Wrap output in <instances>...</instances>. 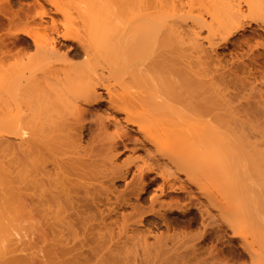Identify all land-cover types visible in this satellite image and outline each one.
<instances>
[{
    "label": "bare ground",
    "instance_id": "obj_1",
    "mask_svg": "<svg viewBox=\"0 0 264 264\" xmlns=\"http://www.w3.org/2000/svg\"><path fill=\"white\" fill-rule=\"evenodd\" d=\"M24 1L0 0V264H264V139L248 141L225 94L264 76V0H207L204 15L194 0ZM229 45L250 63L223 65ZM191 143L228 150L197 154L202 182L177 169ZM247 161L260 192L239 178ZM175 214L193 234L185 219L170 230Z\"/></svg>",
    "mask_w": 264,
    "mask_h": 264
},
{
    "label": "rangeland",
    "instance_id": "obj_2",
    "mask_svg": "<svg viewBox=\"0 0 264 264\" xmlns=\"http://www.w3.org/2000/svg\"><path fill=\"white\" fill-rule=\"evenodd\" d=\"M28 1L26 0L24 2H28ZM206 2L208 3L207 0H194L195 6L192 9V12L191 13L192 14L201 13V14L204 15L205 11L208 10L207 6H205V5H207ZM164 4H166V3H164ZM197 4H198V6H197ZM199 4L201 5V8H199ZM187 10H188L187 8H185V9H178V8L171 9V8H166L163 11H161V17L162 18H164V16L165 17H169L168 14H170V15L171 14H174L173 16H174V18H176L178 15H181L183 13H186ZM73 16L75 17L76 14H74ZM203 17H204V19H206L207 22L210 21L208 17H206V16H203ZM190 27H191V24H190V22H188L187 25H182L181 26V30L188 32V28H190ZM252 27L253 28H256V26L254 24H251V28ZM247 30H246V32L243 33L244 35H249V29H247ZM207 35H208V32L207 31L204 30V31L201 32V37H207ZM233 39L234 40L235 39H240V35H236ZM203 44L206 45V42H203ZM251 44H253V42ZM231 47L232 46L229 45L228 48L223 49V50L222 49H219L217 51L218 54L221 53L219 55H220V57L223 60V62H222L223 65L228 64V62L230 61V59L231 58H235V57H237V58L242 57V59L245 60L246 63H250V58H252V55H249L247 57V52H248V49L247 48L243 47L242 50H238V49L234 50ZM252 52L253 53H256V54H261L262 57L264 58V51L263 50H261V49H258L257 51L256 50H252ZM14 62H15L14 60H11L10 62H5L3 64H4L5 67H8L10 64H12V66H14L16 64ZM262 65H263L262 66V71H263V74H264V68H263L264 67V63ZM1 72H2V70L0 69V73ZM260 73L261 72L255 73V79H256L257 82L254 85V88L252 90H250L249 88L248 89H238L236 92H233L232 93L231 92V89H230L229 92H228V93L231 92L230 94L227 95V93H225L226 94V100L229 102V104L232 107V109L234 111H237L238 112L237 115L239 116V118L241 119V121L243 123V125H241L242 126L241 129L243 130V132H245V133H248V132L251 133V132H253V134L255 136V137H253L254 140H253V138L251 139V137H250V136H253L252 134L251 135L249 134L250 136L248 137V139H249L248 141L249 142H252V144L257 139H259V140L256 141L257 143H260L261 139H264V115H262V111H264V85L258 84L259 82H261V81L264 80V76L261 75ZM100 92L102 93L103 97H105L104 93L102 91H100ZM226 105H227V103H226ZM97 109H102L103 110V109H105V105H102L99 108L94 107V110H97ZM228 110H231V109H228ZM12 140H10V141H12ZM85 140L87 141V138H85L84 141ZM245 141L248 142L247 139H240V140L237 139L235 141H232L231 140V141H225V142H229V143H233V144L234 143H237L238 145L242 144L244 146V148H246L245 145L246 146L248 145L247 147H250L249 145L252 146V144H247V143H245ZM105 142L106 141L103 140V143H105ZM193 142H195V141H192V143ZM214 142H216L215 139H214ZM192 143L190 144V147H189L190 150L187 149L188 147L186 146V152L187 153L185 151H183V153L184 152L186 153L185 157L188 155L187 156L188 158L186 157L185 160H184L185 162L183 161V163H181L180 165H178L177 169H180V170H182V169H184V170L185 169H190L192 171L195 170L194 172L191 171L192 176L193 175L196 176V179H194L195 177H193V179L196 180V181L198 179L197 182H202V181L205 180V175H204V172L203 171H205L204 169L207 167V164H205V163H201L200 164V162H202L201 159H200V162H198L199 159H197L198 161L196 160L197 163H195L194 162V159H196V157L198 158V155L197 154H199V156H202V155L203 156H207L208 154H211V156L213 158L211 162L215 164V163H221V162L224 161L225 158L223 157L224 155H222V154L228 153V150H226V147L225 146L223 147V146H220L218 144H216L217 147L216 146H213V145L210 146V147L204 145V146H200V148H196L197 146L192 145ZM243 143H245V145ZM172 145H169V146L167 145V147H165L164 151L166 153H175L177 151V147L175 145H173V146ZM96 146H93L94 151H95V155H96V157H94V160L95 161H97L100 158L104 157V152L101 151L100 144H98ZM147 149H149V147ZM183 149H184V147H183ZM248 149L250 151L251 148H248ZM237 150L241 152L243 149L239 150V148H238ZM251 151H253V150L251 149ZM144 154H145V152H144L143 149L136 150V152H134V153L125 152V153H123L121 155V157L119 158L118 162L119 163H122L124 161L134 160L137 157H140L141 158V157L145 156ZM189 155H190V157H189ZM186 159L187 160L189 159V160L186 161ZM136 161H137L136 164H140L141 163L138 160H136ZM247 166L250 168V170L248 171L247 176H242L241 175V176H239V178L241 180H243V183H244V186L245 187H253V186H255V183L254 182H253L252 185H251V183H252V180H256V182L258 184V188H256V190H258L260 192L262 190L263 186H262V184L260 186L259 181H257V179H256V176H257V172H256L257 170L255 169L256 167H254V164L252 162H250V161H247ZM229 168L238 169L239 166H237V165H230ZM195 173L196 174L198 173V175H195ZM179 177L182 178V179L184 178L182 175H180ZM239 186H240V183H239ZM115 187L117 188V191H121V190H123V183L122 182L116 183L115 184ZM153 188H154V186L148 188L147 195L146 194L143 195V198H147L148 195H149V193L151 192V190ZM131 202H134V199H131ZM123 212H125L126 214H128L129 213V210L126 209ZM167 217H168V219L171 218L169 220L170 222L173 221V222H171L172 225H171V229H170L172 232L176 229V232L179 231V232L182 233V230H181L182 229V224H185V223H182V222H184L186 220L185 221L186 222L185 226L183 225L185 227V228L183 227V230L185 232H187V234L184 231H183V233H185L186 235H188L190 233L189 236L191 235V233L192 234L194 233V230L193 231L191 230V232H190V231H187L189 229L186 228L188 219L191 216H187V217H182L181 218V216H178L177 214H175V216L171 215V216H167ZM177 217H178V219H176ZM112 218L115 219V217H112ZM174 219H176V220L174 221ZM177 220L178 221L180 220V223L181 224ZM175 224L176 225H179L180 227L177 226V228H176L175 227L176 226ZM173 225H175V226H173ZM14 226H15V231H17L19 234H23L22 228L25 227L26 224H21L20 222H17V223H15ZM117 227L118 226H108L106 228L109 229L113 234H116L118 232V230H119ZM163 229H164V227H161V229H158V232L161 231L162 233H165L166 231H164ZM152 231H154V232H152L153 234H155V233L157 234L158 233L157 230L155 231V229H153ZM171 231H170V233H172ZM12 233H14V232H12ZM16 238L19 239V237H16ZM9 239L10 240H12V239L14 240L15 237L14 236L13 237H9ZM150 242L153 243V240L151 238L149 239V243ZM23 243H27V246L26 247L29 246L28 239H25V238L20 243H18L17 245H20V244H23ZM30 243L34 244L38 248H44L45 247V245H43L39 239H34L33 242H30Z\"/></svg>",
    "mask_w": 264,
    "mask_h": 264
},
{
    "label": "flooded vegetation",
    "instance_id": "obj_3",
    "mask_svg": "<svg viewBox=\"0 0 264 264\" xmlns=\"http://www.w3.org/2000/svg\"><path fill=\"white\" fill-rule=\"evenodd\" d=\"M193 231V230H192Z\"/></svg>",
    "mask_w": 264,
    "mask_h": 264
}]
</instances>
